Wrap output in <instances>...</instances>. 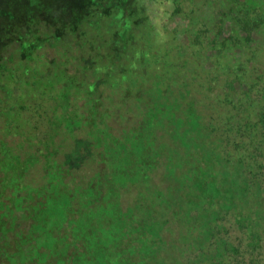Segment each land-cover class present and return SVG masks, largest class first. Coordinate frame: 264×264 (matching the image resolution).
<instances>
[{"label":"rangeland","instance_id":"obj_1","mask_svg":"<svg viewBox=\"0 0 264 264\" xmlns=\"http://www.w3.org/2000/svg\"><path fill=\"white\" fill-rule=\"evenodd\" d=\"M55 1L0 0V27L4 28L11 13L20 21L27 13L54 7L60 11L52 15L59 13L68 18L73 9L84 10L88 4L87 0H65L66 7H61L58 2L54 4ZM102 1L100 13L108 8L118 10L113 18L102 17L97 24L96 19L82 23L78 30L49 42L50 45L43 44L47 32L36 30L32 35L41 47L31 55L22 54L19 50L23 47L20 48L19 43L6 47L5 67L17 70L15 75L21 78L7 89L8 92L17 90L20 94L22 85L30 84V80L24 78L26 72L33 79L36 98L20 101L16 106L20 108L18 114L22 113L14 120L7 119L9 114L0 115V162L4 163L3 167L0 164L3 171L0 188L18 189L10 183V178L14 184L37 189L46 183L48 168L53 171L64 168L73 175L69 178L72 189L94 180L107 201L105 194L111 190V182L103 181L105 189L99 182L102 178H113L115 173L105 164L107 158L103 160L107 157L106 150L119 147L131 151L129 140L141 133L144 139L153 138L149 150L157 147L160 153L153 156V166L145 171L137 163H124L123 185L118 187V194L116 192L118 199L111 190V202L122 212L136 209L137 215L144 217L147 237L155 242V253L153 251L147 264H206L208 254L201 248L210 240L208 230L213 222L221 230L224 251L234 249L248 237L247 229H241L235 217L229 214L219 217L216 212L219 205L201 201L202 187L196 176L198 167L209 165L202 169V175L220 184L229 194L232 192L237 199L243 198L245 203L264 195V161L263 168L254 169L252 174L249 167L234 162L232 148L236 139L232 136L238 127L239 114L242 116L246 110H236L221 99L225 98L223 89H227L224 81L216 86L215 78L210 79V83L204 80L206 75H211V57L216 47L207 43L209 34L217 32L220 24L224 32L229 30L228 21L222 22L224 18L217 15L218 8L225 9L227 2L175 0L177 12L167 23V28H173L174 32L166 35V40L190 59L178 69L184 72L178 81L195 76L192 85H179L175 79L154 72V62H160V57L145 55V46L126 31L125 19L131 9L127 6L136 0H121L123 10L113 7L111 0ZM165 4L163 12L151 11L157 20L165 21L168 12L174 9ZM66 18L60 17V22ZM200 31L205 33L203 39ZM200 42L201 47L196 50L192 43L199 45ZM221 63L218 62L217 67ZM191 68L196 72L191 73ZM218 70L223 72L225 67L222 65ZM231 93L235 98L240 95ZM5 106L13 104L0 103V108L6 110ZM160 106L163 109H158ZM211 122H215L210 126L212 129L205 128ZM5 129L10 132L6 133ZM7 143L11 151L5 154ZM198 150L203 152L204 160ZM11 155L18 160L11 159ZM229 155L231 164L226 161L220 164L222 157ZM9 162L15 168L14 174L5 173ZM2 202L5 203L3 199ZM6 207L4 204L2 213H11L12 207ZM203 207L210 217L201 212ZM20 212L15 229L6 237L12 244L29 226ZM197 230L201 232L199 235H196ZM1 238L0 233V242ZM135 246L138 248L137 244ZM263 251L255 254L263 257ZM2 253L0 249V257ZM262 259L256 258L258 263L255 264H260Z\"/></svg>","mask_w":264,"mask_h":264},{"label":"trees","instance_id":"obj_2","mask_svg":"<svg viewBox=\"0 0 264 264\" xmlns=\"http://www.w3.org/2000/svg\"><path fill=\"white\" fill-rule=\"evenodd\" d=\"M225 1L227 7L225 9L221 7L220 10L218 8L217 15L219 18H224L222 22L228 21L229 30L228 33L224 32L225 29L220 24L217 32L213 35L209 34L207 43L216 47L213 48L215 52L211 57L213 63L210 67L211 75H206L204 80L210 83V79L215 78L216 86L224 81L227 89H223L225 98L221 97V99L236 110L239 108L246 110L242 116L239 114L238 127L236 126L232 136V139H236L232 151H235L234 162L249 167L252 174L254 169L263 168L264 161V0ZM56 2L61 7L65 6V0H56L54 4ZM87 2L84 10L73 9L68 18L60 16L59 13L52 15L53 12L60 11L54 7L27 13L20 21L14 13L8 16L4 28L0 27V103L8 101L13 106H5V109L9 111L1 107L0 115L9 114L7 119L14 120L22 113L21 111L18 114L20 108L16 105L24 100L35 101L36 98L33 79L26 72L24 78L29 79L30 84L20 86V94L17 90L8 92L7 89L15 86L21 78L15 75L17 70L5 67L3 61H8V56H5L6 47L9 48L11 43H19L20 48L25 49L22 48L19 51L22 54L26 52L31 55L34 50L37 51L41 47L32 35L36 30L42 29L47 32L44 35L43 44L50 45L53 40H59L63 35L69 34L68 32L78 30L82 23L87 24L96 19L97 24L102 17L113 18L117 10L108 8L100 13L102 0H87ZM111 2L113 7L123 10L121 0H111ZM164 3L168 7L171 5L174 9L168 12L169 15L165 21L157 20L151 11L159 9L163 12ZM128 7L131 9L125 19L126 31L133 33L132 37L145 46V55L150 53L156 55L154 56L156 58L160 57V62H154V72L159 76H166L167 79H175V82H180L179 85L185 83L192 85L195 77L193 75L178 81L184 74L183 71L178 72V69L185 61L190 62V59L184 57L182 52L166 40V35L174 32L173 28H167V23L174 15L173 13L177 12V2L175 0L166 2L136 0L132 4L129 3L127 9ZM93 16L96 18H92ZM54 17L55 19H52ZM60 17L66 20L60 22ZM204 35L203 31L199 32L201 38ZM201 43L199 45L192 43V46L197 50L201 47ZM173 44H175L174 41ZM228 61H234L237 64ZM218 62H222L219 67L223 65L225 71L218 70ZM195 72L196 70L191 68V73ZM231 92L240 95L235 98ZM158 109L163 107L160 106ZM213 124L215 122H211L205 128L212 129L210 126ZM5 130L6 133L10 132L8 129ZM152 140L151 137L144 139L141 133H136L129 140L131 151L121 150L119 147L114 150L107 149V157H103V160L107 158L105 164H109L108 166L115 174L113 178L100 179V185L103 187L105 180L111 182L109 186L116 194L118 187L123 185L124 163H137L143 167L144 171L148 169V166H153L152 158L160 153V149L156 147L152 151L149 150L153 145ZM6 145L7 147L5 146L3 150L5 154L11 149L8 143ZM201 152L198 150L204 160L205 156ZM230 157L232 156L222 157L220 164L225 161L231 164ZM11 159L18 160L12 155ZM0 164L4 166L3 162ZM11 164L9 162L8 171L5 173L9 171L15 173V168ZM207 166L209 165L203 164L201 168L198 167L196 175L200 179L199 186L202 187L201 201L202 199L205 202L211 201L212 206L219 205L216 211L219 217L228 214L235 217L240 228L247 229L248 239L244 243H239L234 249L231 247L224 251L221 230L213 222L208 230L210 240L205 248H201L208 254L206 264H255L258 263L256 258H263L260 264H264V256L255 254L264 250V195L258 196L257 200L250 203H245L243 198L237 199L232 192L229 194L226 190H222L220 184L202 175L204 172L202 169ZM21 170H23L22 166ZM67 170L59 168L53 171L48 168L45 172L46 183L37 189L29 188L22 183L14 184L10 178V183L19 188L16 190L0 188V233L2 235L0 249H3L0 264H147L153 251L155 253V242L147 237L144 217L137 215L136 209L122 212L118 205L111 202L113 199L110 198L111 190H107L105 194L107 201H105L99 184L95 186L94 180L85 185L77 184V187L72 189V181L69 178H73V175H69ZM143 170L140 172L142 175ZM0 173L3 175V171ZM117 194L116 199H118ZM4 204L7 206L6 209L12 207L11 213H2L1 208ZM147 209L150 211V208ZM206 210V207H203L201 212L206 213V217H210ZM19 211L29 226L27 231L17 237L16 242L12 244L6 237L11 233L12 228L15 229ZM131 222L135 224L131 226ZM199 233L201 232L197 230L196 235ZM246 255L248 262H246Z\"/></svg>","mask_w":264,"mask_h":264}]
</instances>
